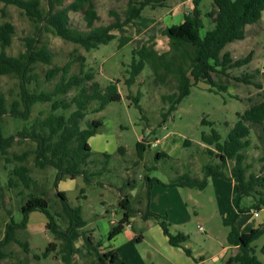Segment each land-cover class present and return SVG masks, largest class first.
Wrapping results in <instances>:
<instances>
[{"label":"rangeland","instance_id":"rangeland-1","mask_svg":"<svg viewBox=\"0 0 264 264\" xmlns=\"http://www.w3.org/2000/svg\"><path fill=\"white\" fill-rule=\"evenodd\" d=\"M70 1L68 0L66 3ZM127 1L95 0L100 15L97 24H107L112 21L114 18L110 15V10L115 9L122 12L127 6ZM212 2L213 0H201L200 3L206 29L212 28L210 18L206 16V13L212 9ZM168 3L169 6L182 3V7L187 9L193 4V0H168ZM42 6L47 9V0H42ZM170 8L167 6L156 8L148 6L143 15L157 19L165 18ZM175 10L176 14L181 8ZM71 18L79 27H85L86 24L81 12H72ZM5 21H11L16 26V33L8 52L17 55L26 49L27 38L36 34V25L18 6L5 4L0 0V24ZM133 29L134 25H128L115 32L119 36L132 35L131 30ZM38 36L41 44H47L54 52V59L52 65L39 64L40 77L31 85L35 94L39 95L54 87L59 80V75L53 80H47V69L53 65L65 64L72 58V51L77 49V54L85 55L87 66L91 67L90 77L86 81L90 89L92 90L96 86L99 90H104L112 84H117V90L122 97L118 101L110 102L104 109L95 111L100 101L88 102L82 97L83 89L74 88L66 94L55 96L49 102L40 99L33 101L32 116L27 122L14 119L9 114L5 115L3 119L5 135L17 133L25 124L30 126L37 118L42 121L40 125L42 129L47 126L50 118L58 115L64 116L65 125H68L72 115L77 110H81L84 116L74 127V132L87 128L93 120L100 119L103 125L98 133L89 138V144L92 148L90 158L92 162L89 168L92 170L102 168V171L93 178V184H88L80 175L74 180L67 177L62 182H58V187H56L57 168L37 166L32 154L28 159V165L35 180L34 187L26 189L21 184L20 187L11 188L6 182L14 163H6L3 158H0V239L3 238L6 224L11 217L15 221L22 219L21 207L31 190L37 193L45 191L46 197L51 203L50 209L54 211L53 206H59L61 203L60 198L56 195L57 189L61 187L72 205H82L86 211V219L90 221L88 229L95 227L96 234L94 231L93 234L96 238L105 241L108 239V234L104 233V226L111 219H119L123 211L119 206L122 192L129 195L131 204L137 208L140 207L139 201L146 191L147 175L163 180H168L178 173L203 177L204 165L216 163L218 159L216 155L207 152V147H215L205 144L202 141V134H209L213 129H216L221 134L222 141H225L231 127L239 120L238 112H243L251 102L249 98L255 100L264 98V13L257 23L247 26L245 38L227 44L224 49V51H231L234 58H243L253 52V57L248 64L228 71L230 74L227 77L229 80L228 89L226 91L209 90V84L201 82L192 87L191 93L167 117L164 116V113L169 110L170 105H165L161 100L160 92L154 86V75L149 66L143 70L131 87L124 83L125 77L128 75L127 69L133 59L132 50L138 45L137 40L120 46L118 36L97 49L87 51L83 46L65 40L50 31L39 32ZM79 71L80 63L74 60L70 74ZM245 73H254L252 83L236 79ZM215 79L217 80V76ZM0 92H4L11 102L19 92L18 79L13 75L0 74ZM138 93L143 111L130 98V94L137 95ZM255 136L254 133L252 136L254 146L250 148L249 152L259 156L263 152L262 149L255 147L257 143ZM60 139L61 137L58 135L48 143L46 147L48 157L52 155V151ZM142 139L148 140V144L143 156L140 157L137 143ZM151 141L156 144L149 146ZM74 142L75 138L71 143L65 145L58 155L57 160H61L62 164L68 163L67 157ZM35 146V142L30 139H21V142L14 144L11 151L33 150ZM122 148L126 150L123 151ZM158 152H162L160 157ZM105 154H108L109 157ZM260 166V162L255 161L257 171L260 170ZM214 180L209 182L203 192L197 188L185 189L184 191H191L200 202L194 208L192 207L194 202L188 201L189 209L192 208L193 219L184 227L189 234V239L185 245L192 250L193 254L197 255V258L199 255H203L207 264H223V261L225 262L231 255L236 254L239 248L234 251L228 243L231 226L225 223V220H229V222L236 224L235 220L231 218L233 216L226 219L228 216L225 215V209L220 206L217 200V186H219L223 204L227 205L226 211L230 212L231 215V190L228 189L227 200L225 198L226 191L222 188L227 184L230 186L231 180L219 178V182H222L223 185L220 183L216 185ZM131 181L134 185H130ZM262 184L264 185V181ZM82 189L85 190V194L82 193ZM261 189L264 190L263 187ZM20 190H22L21 195L18 194ZM257 199L260 200L259 195L256 198L253 195H242V193L235 198L236 207L234 206V208L237 209L239 205L245 209L242 212L245 213L243 217L248 221L250 227H257L264 222V204L262 208L257 209L259 215L252 212V209H256L254 205ZM197 211L199 216L196 215ZM30 215L33 227L29 225L24 230H19L18 234L22 240L29 242L32 247L31 252H26L17 242H11L7 246V252L13 255L2 260L3 264H62L52 252L53 247L57 246L60 240L52 231L41 230L38 227L40 224H37L39 223L37 217L47 219L46 214L36 210ZM134 215L139 216L137 212ZM139 223L140 221H138ZM145 234L146 238L142 242L135 239L127 243V246L132 247L131 253H125V256L129 257L128 264H167L165 259L162 262L159 261L162 255L155 250V247L162 248L161 244L149 233L145 232ZM263 245L264 236L253 242L255 254L264 263V253L261 249ZM47 250L52 252L50 257H42L41 259L34 257L35 254H42ZM130 258H134V261H131ZM18 261H22V263H18Z\"/></svg>","mask_w":264,"mask_h":264},{"label":"trees","instance_id":"trees-1","mask_svg":"<svg viewBox=\"0 0 264 264\" xmlns=\"http://www.w3.org/2000/svg\"><path fill=\"white\" fill-rule=\"evenodd\" d=\"M5 4H15L36 25V34L27 38L26 49L17 55L10 54L8 48L12 45L16 26L11 21L0 24V74L13 75L18 79L19 92L17 97L10 102L4 92H0V158L6 163H14L10 169L7 185L26 189L34 187L35 180L28 165V159L33 154L35 163L41 168L53 166L57 168L55 185L63 179H75L83 176L88 184H93V178L100 174L101 169L89 168L92 156V148L89 138L98 133L103 122L95 119L87 128L74 132V127L84 116L81 110L73 115L70 124L65 125V117L62 115L50 118L47 126L42 129L41 119L37 118L27 126L26 124L17 133L5 135L3 132V119L9 114L17 120L27 122L33 112L32 102L40 99L45 102L52 101L55 96L66 94L74 88H82V97L90 102L100 101L95 111H100L112 101H118L122 95L117 90V84H112L104 90L96 86L91 90L86 84L90 77L91 67L87 66V57L77 54V49L72 51L71 59L63 65H53L46 71V79L53 80L59 75V80L51 90L41 94H35L31 85L40 77L38 66L40 63L53 64L54 52L47 44H41L38 33L50 31L65 40L83 46L87 51L99 48L116 39L119 35L115 30L134 23L136 19L143 16L146 7L156 8L166 6L168 0H128L127 6L122 12L115 9L110 10L113 20L107 24H97L100 15L95 0H47V9L42 6V0H1ZM201 0H193V9L185 14L183 22L174 24L163 30V34L169 39V48L161 51L156 47V42L143 44L132 50L133 59L127 69L125 85L131 87L141 75L143 70L149 66L154 75V86L159 90L161 100L165 105H170L169 113L177 109V105L187 97L193 86L201 82L208 83L209 90L226 91L229 86V70L248 64L253 52L243 58H234L231 51H224L227 44L246 37L247 26L257 23L264 13V0H213L212 9L206 13L210 18L212 28L206 29L203 20V11L200 8ZM72 12H81L85 27L81 28L71 18ZM132 40L131 36H119L120 46H124ZM80 63V71L70 74L72 62ZM89 69H87V68ZM217 76V80L215 79ZM225 77V78H223ZM254 73H245L237 80L252 83ZM225 80V81H224ZM136 106L143 111L140 104V94H130ZM251 101L243 112H238L239 120L231 127L225 141L221 134L213 129L211 133H203L202 141L207 145V152L216 155L217 162L204 165L203 177L191 176L187 173L179 174L165 185L197 188L203 191L208 185L210 176H219L224 179H237V188L242 195H253L256 200L254 207L262 208L264 204V191L261 189L264 181V98ZM207 122V120H204ZM64 127V128H63ZM63 128V131L61 130ZM256 134L257 143L255 147L262 149L261 155L251 154L250 148L254 146L253 134ZM61 139L57 142L52 155H46V147L56 136ZM71 152L67 157L68 163L62 164L57 160L65 145L72 142ZM21 139H30L35 142L33 150L22 152L11 151L15 143ZM148 140L142 139L137 143L138 153L143 156L147 148ZM125 151V148H122ZM109 157L108 154H105ZM161 156V152H158ZM255 161H259L260 170H256ZM156 178L146 177L147 197ZM85 194V190H81ZM22 194V190L18 192ZM56 195L60 198L59 206L50 209V200L45 191L39 193L30 191L22 204L23 217L15 221L13 217L7 222L4 236L0 239V264L2 260L13 254L7 252V246L11 242L20 244L26 252H31L27 240H22L18 234L24 230L33 211H41L46 214L47 227L60 240L58 253L63 264H80L74 260L75 246L73 234L82 235L86 245L93 252L95 259L102 264H118L120 255L117 250L110 249L102 251L103 240L94 236L92 230L86 229L87 220L83 214L82 205H72L64 191L57 190ZM84 195L82 194V197ZM119 206L123 210L120 221L113 225L108 234V240H112L121 233L125 226L130 223L131 217L136 209L131 204L129 195H125ZM239 206V212H243ZM12 216V214H11ZM144 218H154L162 226L164 233L168 236L171 245L182 247L188 255L192 256V250L185 246L189 234L182 231L176 233L171 230V222L167 214L151 211L148 207L143 211ZM230 225L228 243L237 246L239 251L231 255L224 264H264L255 254L253 242L264 236V222L250 231L242 232L236 224L225 222ZM264 253V245L262 246ZM50 250L42 254H35V258L46 257ZM22 263V261H18Z\"/></svg>","mask_w":264,"mask_h":264},{"label":"crops","instance_id":"crops-1","mask_svg":"<svg viewBox=\"0 0 264 264\" xmlns=\"http://www.w3.org/2000/svg\"><path fill=\"white\" fill-rule=\"evenodd\" d=\"M166 6L171 7V8L168 10L166 14L167 17L165 18L157 19L155 17L151 18L150 16L143 15L142 17L136 19L134 23L129 24L132 26L134 25V29L131 30L132 35H128V36L132 37L131 41L137 40L138 45L135 48H139L143 44H149L152 42H156V47L159 50L161 51L167 50L169 48V39L166 35L163 34V30H165L167 27L171 25L179 24L183 22L185 18V14L190 12L193 9L194 4H191L187 9L182 7V3L171 4L170 6L168 3ZM176 8H181V10L175 14ZM153 145L154 144L152 141L149 142V146H153ZM161 155H162V152H161ZM179 174H182V173H178L177 175ZM177 175H175L174 177H176ZM147 176H150V175H147ZM150 177L156 178V179L153 180L152 182V187L149 192V197H147L148 189H147V183H146V191L144 192L143 196L141 197L139 201L140 207H137V208L134 207L136 209L135 213L137 212L139 216L137 217L133 215L130 219V223L127 224L124 230L121 233H119L117 236H115L112 240L106 239L105 241H103V245L101 246L102 251L115 249L118 251L120 255L118 264H128L129 257H126L125 253H129V252L131 253L132 247L127 246V243H129L130 240H135V239L138 242H142L146 238L145 232H147L150 235H152L155 238V240H157L158 243L161 244L162 246V248L155 247V250L160 255H162V257L159 259L160 262L164 261L165 259V261L168 262L167 264L169 263L170 264H207L206 263L207 260L205 259V257H203V255H199L198 256L199 258H197V255L193 254V252L191 256V255H188L182 247H176V246L171 245L169 242L168 236L164 233L163 228L159 224V222L151 217L150 218L143 217V211L146 210L148 207L153 212L167 214L168 219L171 222L170 228L172 232L176 233L178 231H182L184 233H187L184 229L185 224L193 219V214L191 212L192 208L189 209L190 207L188 206L189 204L188 201L194 202L192 204V207L194 208H196L198 206L197 204L200 203L199 199L195 197L191 191L184 192L185 189H192V188L165 185L174 177H171L168 180L167 179L163 180L159 177L157 178L153 176H150ZM219 178H222V177L215 176V175L210 176L208 179V184L212 179H215L214 183L216 185H218L219 183L223 185L222 182H219ZM237 184H238V180L234 178L231 180L230 186L228 184L226 186H222V188H224V190L226 191L225 198L227 200L229 196L228 189L230 188L231 190V193H230L232 195L231 215H230V212L226 211L227 205L223 204V199L220 195L219 186H217V193H218L217 200L219 201L220 206L223 209H225V215L227 214L228 216L226 219L230 218V216H233L231 218H234L236 226L242 232H247L251 230L253 227H250L248 224V221H246L245 217H243L245 213L239 212V205L237 209L234 208L235 198L239 196V194H241V192L237 188ZM130 185H134V183L131 181ZM261 187L264 188V185ZM57 190L64 191L63 189H61V187H59ZM200 192H203V191H200ZM125 195H128V194L122 192L119 203ZM254 211H257V209H252L253 213ZM83 214H84V217L86 218V211L84 210V208H83ZM196 215L199 216L198 211ZM96 216H99V215L96 214ZM122 216H123V211L121 212V216L119 217V219L117 220L111 219L110 222L106 224V226H104V229H105L104 233L109 234L111 227L113 225H116L120 221ZM37 218L39 219V223L37 224L38 225L40 224L38 227L44 231L49 230L47 227L48 220L46 218L42 219V217H37ZM86 220H87V225L85 226V228L88 229L90 221L88 219ZM138 221H140L139 224H138ZM225 221L229 222V220H225ZM29 225L33 227V223L31 222V215H30L29 223L27 227ZM90 230H92V232L94 231V234H96L95 227H92ZM139 230H140V233H139ZM72 238H73V243L75 246V251L73 254V258L75 261H77L80 264H102L100 261L95 259L93 252L86 245L85 240L82 235L73 234ZM59 247H60V242L57 246L55 245L53 247L54 249H52L53 250L52 252L55 253L56 259H59L61 263L63 264L60 254L58 253ZM30 248L32 250L31 246ZM231 248L234 251H236L238 247L232 246ZM52 252H50L49 255L44 258L50 257V254ZM130 259L131 261H134V258H130ZM224 263L225 262L223 261V264Z\"/></svg>","mask_w":264,"mask_h":264},{"label":"built area","instance_id":"built-area-1","mask_svg":"<svg viewBox=\"0 0 264 264\" xmlns=\"http://www.w3.org/2000/svg\"><path fill=\"white\" fill-rule=\"evenodd\" d=\"M152 144V143H151ZM153 144H156V143H153ZM254 214L255 215H259V212L258 211H254Z\"/></svg>","mask_w":264,"mask_h":264}]
</instances>
